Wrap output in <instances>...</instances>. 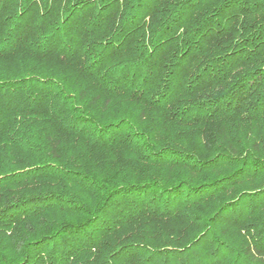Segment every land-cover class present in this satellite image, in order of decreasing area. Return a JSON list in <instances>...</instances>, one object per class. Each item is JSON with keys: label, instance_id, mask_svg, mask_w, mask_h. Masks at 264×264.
Returning <instances> with one entry per match:
<instances>
[{"label": "trees", "instance_id": "1", "mask_svg": "<svg viewBox=\"0 0 264 264\" xmlns=\"http://www.w3.org/2000/svg\"><path fill=\"white\" fill-rule=\"evenodd\" d=\"M0 264H264V0H0Z\"/></svg>", "mask_w": 264, "mask_h": 264}]
</instances>
